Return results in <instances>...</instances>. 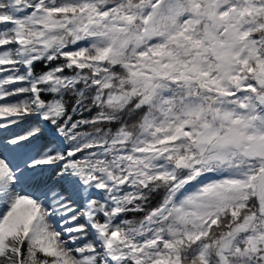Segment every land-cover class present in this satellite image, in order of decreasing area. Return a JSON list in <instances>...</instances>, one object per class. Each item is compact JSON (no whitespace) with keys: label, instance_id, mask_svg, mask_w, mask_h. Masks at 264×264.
<instances>
[{"label":"snow or ice","instance_id":"snow-or-ice-1","mask_svg":"<svg viewBox=\"0 0 264 264\" xmlns=\"http://www.w3.org/2000/svg\"><path fill=\"white\" fill-rule=\"evenodd\" d=\"M0 264H264V0H0Z\"/></svg>","mask_w":264,"mask_h":264},{"label":"trees","instance_id":"trees-1","mask_svg":"<svg viewBox=\"0 0 264 264\" xmlns=\"http://www.w3.org/2000/svg\"><path fill=\"white\" fill-rule=\"evenodd\" d=\"M37 73H39V72H42V71H46L47 70V68L45 67V65H44V63H42V62H40V63H37L36 65H35V69H34ZM66 74H67V71H66ZM50 98V97H49ZM75 99H76V97L74 96V95H72V94H67L66 96H65V100H66V102H67V108H68V110H69V112H71V109H72V107H73V104L75 103ZM95 112H96V109H93L92 110V112L91 113H89V112H84L83 113V117L84 118H90L92 115H94L95 114ZM78 118H81V117H74V119H78ZM107 127H111L112 129H113V131L115 130V128L116 127H118V125H116V124H111V125H108ZM81 130H83V131H90L91 129L90 128H84V129H81ZM213 179H216V178H220L219 176H216V175H214L213 177H212ZM162 198V194L161 193H156V194H153V196H152V199H151V203L153 204V205H155L156 203H158L159 202V200ZM139 215L140 214H129L126 218H128V219H132V218H139Z\"/></svg>","mask_w":264,"mask_h":264},{"label":"bare ground","instance_id":"bare-ground-1","mask_svg":"<svg viewBox=\"0 0 264 264\" xmlns=\"http://www.w3.org/2000/svg\"><path fill=\"white\" fill-rule=\"evenodd\" d=\"M33 121L32 120H26L25 121V125H27V124H29V123H32ZM81 222H83V219H81ZM87 239H92V236H91V234H89V236H88V238ZM84 242H86V241H84Z\"/></svg>","mask_w":264,"mask_h":264},{"label":"rangeland","instance_id":"rangeland-1","mask_svg":"<svg viewBox=\"0 0 264 264\" xmlns=\"http://www.w3.org/2000/svg\"><path fill=\"white\" fill-rule=\"evenodd\" d=\"M126 218V217H125Z\"/></svg>","mask_w":264,"mask_h":264}]
</instances>
